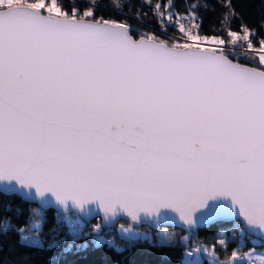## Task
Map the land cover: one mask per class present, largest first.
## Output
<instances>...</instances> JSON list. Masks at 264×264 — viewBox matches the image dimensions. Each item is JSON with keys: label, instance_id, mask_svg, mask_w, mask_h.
<instances>
[{"label": "snow or ice", "instance_id": "obj_1", "mask_svg": "<svg viewBox=\"0 0 264 264\" xmlns=\"http://www.w3.org/2000/svg\"><path fill=\"white\" fill-rule=\"evenodd\" d=\"M86 2L0 0V191L40 205L26 221L34 235L15 227L20 244L42 246L55 207L54 224L73 241L91 234L118 247L102 231L121 218L122 239L151 241L134 224L167 222L186 233L180 264H264L255 251L264 242V38L254 42L246 25L226 29L228 40L202 36L199 5L179 14L175 0L150 6L180 36L137 37ZM226 218L231 240L240 235L230 253L225 231L210 256L189 247L190 233ZM13 227L5 220L0 233ZM245 234L258 238L248 252ZM158 236L162 246L175 240L167 229Z\"/></svg>", "mask_w": 264, "mask_h": 264}, {"label": "trees", "instance_id": "obj_2", "mask_svg": "<svg viewBox=\"0 0 264 264\" xmlns=\"http://www.w3.org/2000/svg\"><path fill=\"white\" fill-rule=\"evenodd\" d=\"M159 2L168 3L169 0H98L100 7L96 15L104 19L126 22L134 30H138L133 32V35L137 37L140 33H154L158 38L165 40L180 36L177 27L170 26L166 32L161 29L150 6ZM75 3L81 9L88 6L86 0H75ZM193 4L199 5L194 11L197 13L196 23L200 25L199 34L202 36L218 35L228 40L230 38L227 36L226 29L240 31V26L246 25L250 30H255L254 36L250 37L254 42L264 38V26H262L264 25V0H230L229 7L225 6L229 4V0H175L173 9L183 14ZM118 5L122 6L118 7ZM72 6V3L66 4L68 8ZM181 22L186 27L192 23L187 17H184ZM39 208L38 204L26 201L15 193L4 194L0 191V225L5 220H10L14 226L13 230L0 233V264H180L183 256L184 247L180 241L186 233L182 227L152 228L140 224L138 226L152 231L151 241L139 239L129 242L121 238L115 226H106L103 228L102 235L105 238H111L118 247L107 243L97 246L90 239V235H82L73 241L68 235L66 226L54 224L56 210L51 207L45 212L47 223L40 233L42 246H22L14 229L23 225L27 228L26 234L34 235V231L27 226L26 221L31 215V210ZM92 221L96 219L85 220L84 232L90 233L87 223ZM119 221L128 222L126 219ZM234 223L231 220H221L199 227L190 233L191 239L187 243L205 245L212 252V245L219 239L217 233L225 231L230 239L227 246V251L230 253L240 240L239 234L236 235L235 241L231 240L232 232L228 230ZM53 227H57L58 231L52 232ZM163 227L175 233V240L171 245L162 246L159 242L158 232ZM247 237L248 234H245L243 248L247 247ZM53 244L56 246L50 247ZM69 245H71L70 250H68ZM81 245L86 247L82 248ZM216 251L219 258L224 259L223 247L217 245ZM202 264H209L208 256L204 257Z\"/></svg>", "mask_w": 264, "mask_h": 264}, {"label": "rangeland", "instance_id": "obj_3", "mask_svg": "<svg viewBox=\"0 0 264 264\" xmlns=\"http://www.w3.org/2000/svg\"><path fill=\"white\" fill-rule=\"evenodd\" d=\"M128 223L129 222L118 221L114 226H115V228L117 230V228L120 225H124L125 227H127L128 226ZM134 227L136 228V230L138 232L147 233L149 236L152 237V231L151 230H149V229H147L145 227H140L138 225H134ZM164 229H167V228H164L163 227L159 231H162ZM167 231L170 232V233H172V230H170V229H167ZM257 239L258 238L256 236H253L251 234H248V237H247V247L243 248L242 252H248L249 249L253 248V246H254L253 245V241H256ZM202 246H205V245H202ZM207 251H208V254L210 256L211 251H209L208 249H207ZM255 251H256V253H264V242L257 243L256 246H255Z\"/></svg>", "mask_w": 264, "mask_h": 264}, {"label": "water", "instance_id": "obj_4", "mask_svg": "<svg viewBox=\"0 0 264 264\" xmlns=\"http://www.w3.org/2000/svg\"><path fill=\"white\" fill-rule=\"evenodd\" d=\"M0 183H3V182H0ZM1 192H2V191H1ZM34 203H35V202H34ZM36 204H38V203H36ZM38 205H39V204H38ZM39 206H40V205H39ZM51 208H53V209L56 210L55 207H51ZM56 211H57V210H56ZM92 219H94V218H92ZM92 219H85V220H92ZM121 219H126V220L129 222V220H128L127 218H121ZM119 220H120V219L113 221L111 226H114ZM223 220H230V219H227V218H226V219H223ZM140 224H145V225H148V226H150V227H152V228H157V227H154V226H152V225H150V224H148V223H140ZM140 224H134V225H140ZM160 226H175V225H173V224H171V223L163 222V223H160L159 227H160ZM159 227H158V228H159ZM178 227H180V226H178ZM201 227H203V226H201ZM251 235H253V234H251ZM253 236H255V235H253Z\"/></svg>", "mask_w": 264, "mask_h": 264}, {"label": "built area", "instance_id": "obj_5", "mask_svg": "<svg viewBox=\"0 0 264 264\" xmlns=\"http://www.w3.org/2000/svg\"><path fill=\"white\" fill-rule=\"evenodd\" d=\"M258 40H259V39H258ZM209 46H211V45H209ZM256 46L258 47V45H256ZM96 223H97V220H96V221H92V222L87 223V227L89 228V231H91V226L94 225V224H96ZM102 234H103V231H102ZM90 239L93 240V235H91V234H90ZM106 239H111V238L106 237ZM111 240H112V239H111ZM188 245H189V247L192 246L191 244H188Z\"/></svg>", "mask_w": 264, "mask_h": 264}]
</instances>
